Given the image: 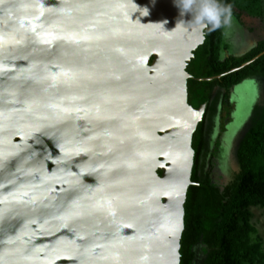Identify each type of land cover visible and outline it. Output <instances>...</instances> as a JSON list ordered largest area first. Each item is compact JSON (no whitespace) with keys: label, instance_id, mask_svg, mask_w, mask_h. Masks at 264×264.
<instances>
[{"label":"water","instance_id":"water-1","mask_svg":"<svg viewBox=\"0 0 264 264\" xmlns=\"http://www.w3.org/2000/svg\"><path fill=\"white\" fill-rule=\"evenodd\" d=\"M179 19L175 0H0V264H181L207 31Z\"/></svg>","mask_w":264,"mask_h":264},{"label":"trees","instance_id":"trees-1","mask_svg":"<svg viewBox=\"0 0 264 264\" xmlns=\"http://www.w3.org/2000/svg\"><path fill=\"white\" fill-rule=\"evenodd\" d=\"M220 2L231 6L235 2L245 10L264 15V0ZM232 9L234 25L230 34L241 29L242 24L239 13L233 6ZM223 33L224 29L206 32L204 43L195 50L196 55L199 49L205 48L206 70L201 74L189 71L193 78L186 83L187 92L194 88L198 99L194 105L188 97V103L195 108L207 103V111L193 136L192 180L195 183L189 187L185 203L181 264H264V238L252 222V208L264 209V39L242 56L227 55L230 45ZM245 62L249 63L242 66ZM209 77L213 78L206 79ZM229 102L235 104L239 123L246 109L251 117L242 121L237 166L229 170L231 179L221 187L206 170L202 171L203 167L199 175V156L206 148L204 131L214 128L216 108L229 107ZM199 135L202 136L200 143Z\"/></svg>","mask_w":264,"mask_h":264},{"label":"rangeland","instance_id":"rangeland-1","mask_svg":"<svg viewBox=\"0 0 264 264\" xmlns=\"http://www.w3.org/2000/svg\"><path fill=\"white\" fill-rule=\"evenodd\" d=\"M263 14H264V12H263ZM256 15H257V17H259L260 13L256 11ZM263 17H264V15H263ZM253 20L255 21L254 23H256V24L259 23V21L257 19H253ZM249 27L252 29L248 28V31L251 32L252 37L255 39L256 33L254 31H256V30H254V29H255L256 25L253 24L252 27L251 26H249ZM261 28L262 27H260L259 29H261ZM204 49L205 48L199 49L195 55L194 61L190 63L189 70L191 72L196 73V74H201L203 71L206 70ZM248 81L253 83L250 80H248ZM259 81H262V80L260 79ZM187 94L189 97V101L192 102L194 105H196L198 99L196 97V91L194 90V88L190 89L189 93H187ZM225 105H227V104H225ZM245 107L249 108V105L246 104ZM220 111H221V109H220ZM243 113H244V119H245V117L247 118V115L249 113L248 110L246 109ZM214 115H215V113L213 114V116ZM217 117H219V116L216 115L215 119H217ZM206 124L208 125L207 122H206ZM207 125H206V127H207ZM240 125L242 128L244 127L241 120H240ZM240 125H238L237 127L239 128ZM209 128L210 129H208V130L206 128V130L204 131V138L203 139H204V142L206 143V148L202 152V154L199 156L200 157L199 158L200 159L199 160V165H200L199 166V175L201 174L200 168L203 167L204 169H202V171L206 170V173L210 174V176L213 178V181H216L217 184H219L222 187L223 183L229 182L231 179V172H229V170L233 171L237 166L236 162L232 161L231 159H232V155H234V153L236 152L235 150H233V148L235 147L234 149H236V145H237L236 141L239 140L238 139L239 133L236 131L237 128L232 129L229 134L234 135L235 140L234 141L229 140L225 144L221 145L220 140L217 141V136L214 137L212 135V133L214 134V132L217 131V135L219 136V134H220L219 125H217L216 128H211V127H209ZM201 137H200V135L198 136V143H200L202 141ZM224 148L226 149V152L224 151ZM205 151H206V154L204 155ZM221 155H223V157L225 158L223 160V163H224L223 168H225V171H227V174H228V176H225V177H221L219 172L217 170H215V167L218 166L217 158L220 157ZM228 156L231 159H229ZM232 174H233V172H232ZM252 212H253L252 222H253L254 226L256 227L259 235H261L264 238V209L260 208V207H253Z\"/></svg>","mask_w":264,"mask_h":264},{"label":"clouds","instance_id":"clouds-1","mask_svg":"<svg viewBox=\"0 0 264 264\" xmlns=\"http://www.w3.org/2000/svg\"><path fill=\"white\" fill-rule=\"evenodd\" d=\"M175 6L179 9L180 17H185L188 14L191 15L190 20L179 19L177 21V26H186L190 30L200 32L201 35L205 33V30L208 33H211V32H215L220 29H224L223 34L225 36L229 35L233 28L234 20H233L232 6L230 4H223L220 2V0H175ZM258 41H261V40H257L255 42H248V44L246 45V47L248 48L245 50H242L240 56L244 55L250 49L255 47ZM249 43L250 44L253 43V44L249 45ZM206 107H207V103H206ZM242 116H243L242 121L245 119L247 120L248 118L251 117L250 114H248L247 118L245 117V119H244V115ZM238 125H240L239 122H238ZM241 129L243 128L240 125L238 130L236 131L239 133ZM232 136H233V141H234L235 137L234 135ZM236 142H237V145L240 146L241 141L238 140ZM239 146L237 147V151L234 153V155H232V159L228 156V158L234 162L238 161L237 152H238ZM205 154H206V151L204 155ZM221 156H222V167H223L224 165L223 160L225 158L223 157V155Z\"/></svg>","mask_w":264,"mask_h":264},{"label":"flooded vegetation","instance_id":"flooded-vegetation-1","mask_svg":"<svg viewBox=\"0 0 264 264\" xmlns=\"http://www.w3.org/2000/svg\"><path fill=\"white\" fill-rule=\"evenodd\" d=\"M232 6L235 9V12L239 13V17H240V20L242 21V24L240 23L241 29H239V30L237 29V30L233 31L231 34L227 35V37H226V40L230 45V47L227 50V52H228L227 55L231 54V55L240 56L241 51L248 48V47H246L248 42H255V40L257 41V40H263L264 39V17L259 16L263 20L262 21L259 17H257V15L255 13H253L250 10L243 9L242 7H240V5H238V3L233 2ZM253 19H258L259 23H257V24L254 23L255 21ZM253 24L256 25L255 29L253 28L254 30H256V31H254L256 33L255 39L252 37L251 32L248 31V28H250L249 26L252 27ZM260 27H262V28L259 29ZM250 29H252V28H250ZM252 44L249 43V45H252ZM187 70L190 71L189 66H187ZM217 90H218V88H217ZM228 105H229V107L226 106V107L221 108V106H218L216 108V115H218V113H220V115H222V117L219 115V117H217V119H215L216 115L213 116L214 128H216V126L219 125L220 134L218 133L219 134V136H218L217 131H215V135L213 133H212V135L214 137L217 136V141L220 140L221 145L225 144L229 140H233L232 134H229L232 129L237 128L236 130H238L237 112H234V110H236L235 104H233V102H229ZM195 109H197V108H195ZM220 109H221V111H220ZM205 111H207V107H206ZM234 148H233V150H235ZM224 151L226 152L225 148H224ZM217 164H218V166L215 167V170H217L219 172V174L221 175V177H223L224 175L227 174V171H225V168L222 167V156L217 158Z\"/></svg>","mask_w":264,"mask_h":264}]
</instances>
